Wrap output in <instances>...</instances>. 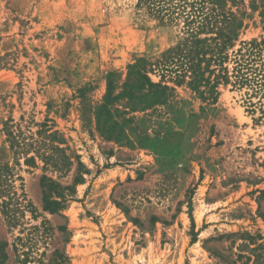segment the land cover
<instances>
[{"label": "rangeland", "instance_id": "obj_1", "mask_svg": "<svg viewBox=\"0 0 264 264\" xmlns=\"http://www.w3.org/2000/svg\"><path fill=\"white\" fill-rule=\"evenodd\" d=\"M137 1L0 0V164L11 169L0 172L2 264H264V124L238 91L221 86L210 103L177 87L168 102L126 115L128 87L109 132L97 129L91 112L107 73L123 82L129 64L182 36ZM240 7L239 39L264 37L259 9ZM8 118L25 140L50 119L69 170L18 164ZM43 172L73 184L61 215L43 210Z\"/></svg>", "mask_w": 264, "mask_h": 264}, {"label": "trees", "instance_id": "obj_2", "mask_svg": "<svg viewBox=\"0 0 264 264\" xmlns=\"http://www.w3.org/2000/svg\"><path fill=\"white\" fill-rule=\"evenodd\" d=\"M137 5L143 6L160 22L177 26L182 36L158 56L140 57L129 64L123 82L115 79L116 71L107 73L105 93L91 112L99 131L109 132L108 122L114 112H119L116 103L121 101L128 87L134 89L132 93L136 96L130 95L127 99L131 108L129 112H123L126 115L144 111L145 107L134 106L143 102L144 106L168 102V97L177 87L187 88L202 100L213 103L218 98L220 87L230 86L231 90L240 93L243 106L254 122L264 124V37L239 39L247 12L238 10L239 6H248L253 11L259 9V15L264 19V0H249L248 3L245 0H138ZM151 75L158 76L159 80L153 81ZM83 90L84 87L78 91ZM135 118L137 116L131 115L124 120ZM50 121L45 119L34 123L38 129L29 131L26 140L19 129H12V118L3 122V131L18 164L22 157L25 164L37 167L39 159L43 163V171L50 169L64 173L72 165V159L67 147L61 146L66 144L65 137ZM29 151H33V155H29ZM81 166L78 160L76 168ZM1 170L11 169L7 164H0ZM1 180L7 184V179ZM74 182H79L77 176ZM39 185L43 210L61 215V210L74 193L73 184L62 185L43 172ZM0 206L3 212L7 211L4 200ZM40 226L43 229L49 227L46 221H42ZM57 229L62 231L66 228L58 226ZM6 246L8 242L0 243V249ZM66 258L62 256V260ZM3 261L0 254V264Z\"/></svg>", "mask_w": 264, "mask_h": 264}]
</instances>
